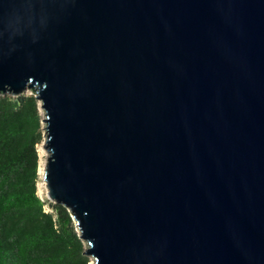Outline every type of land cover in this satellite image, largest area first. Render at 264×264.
I'll return each instance as SVG.
<instances>
[{
  "label": "water",
  "instance_id": "95a60500",
  "mask_svg": "<svg viewBox=\"0 0 264 264\" xmlns=\"http://www.w3.org/2000/svg\"><path fill=\"white\" fill-rule=\"evenodd\" d=\"M25 91L91 264H264V0H0Z\"/></svg>",
  "mask_w": 264,
  "mask_h": 264
},
{
  "label": "trees",
  "instance_id": "16d2710c",
  "mask_svg": "<svg viewBox=\"0 0 264 264\" xmlns=\"http://www.w3.org/2000/svg\"><path fill=\"white\" fill-rule=\"evenodd\" d=\"M42 139L37 98L0 95V264H90L68 209L38 193Z\"/></svg>",
  "mask_w": 264,
  "mask_h": 264
},
{
  "label": "rangeland",
  "instance_id": "374dc122",
  "mask_svg": "<svg viewBox=\"0 0 264 264\" xmlns=\"http://www.w3.org/2000/svg\"><path fill=\"white\" fill-rule=\"evenodd\" d=\"M23 93H29L28 91H25ZM40 110V113L41 112V109ZM37 150H38V155H39V181H38V193L40 196L42 197H46L45 195V187H44V182H43V179L41 177V168L43 166V162H44V159H45V156H46V152L44 150V148L42 147V140L40 141V143L37 145ZM48 209V206L46 207ZM92 260L91 258L89 257V263L91 264Z\"/></svg>",
  "mask_w": 264,
  "mask_h": 264
},
{
  "label": "bare ground",
  "instance_id": "6f19581e",
  "mask_svg": "<svg viewBox=\"0 0 264 264\" xmlns=\"http://www.w3.org/2000/svg\"><path fill=\"white\" fill-rule=\"evenodd\" d=\"M42 169V168H41Z\"/></svg>",
  "mask_w": 264,
  "mask_h": 264
}]
</instances>
